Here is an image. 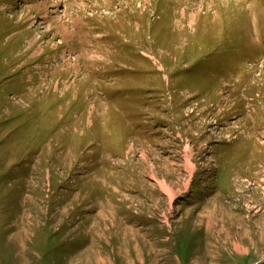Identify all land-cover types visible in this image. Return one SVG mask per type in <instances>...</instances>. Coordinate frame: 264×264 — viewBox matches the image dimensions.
<instances>
[{"label": "rangeland", "instance_id": "1", "mask_svg": "<svg viewBox=\"0 0 264 264\" xmlns=\"http://www.w3.org/2000/svg\"><path fill=\"white\" fill-rule=\"evenodd\" d=\"M263 62L264 0H0V264H264Z\"/></svg>", "mask_w": 264, "mask_h": 264}, {"label": "trees", "instance_id": "2", "mask_svg": "<svg viewBox=\"0 0 264 264\" xmlns=\"http://www.w3.org/2000/svg\"><path fill=\"white\" fill-rule=\"evenodd\" d=\"M239 41H240V46H242L244 43L242 42L240 37H239ZM128 49L130 51H123L122 54L131 57V55L133 54V52H132L133 49H131V48H128ZM217 54H219V53L215 51L212 55H217ZM204 58H206V57H204ZM200 60H202V59H200ZM196 71H197L196 67H193L192 69L189 70L188 74L184 75V77L182 79H184V81H186L187 79H185V78H187V77L190 78L192 76L193 72H196ZM178 74H181V73H178ZM182 75H180V76L182 77ZM195 77H200V76L198 74H196V75L192 76L191 78H195ZM154 90L155 89H152V91H154Z\"/></svg>", "mask_w": 264, "mask_h": 264}, {"label": "crops", "instance_id": "3", "mask_svg": "<svg viewBox=\"0 0 264 264\" xmlns=\"http://www.w3.org/2000/svg\"><path fill=\"white\" fill-rule=\"evenodd\" d=\"M167 79H168V82H169L170 79H169V78H167ZM106 90H108V88H106ZM106 95L108 96V94L104 93V97H106ZM118 96H119V95H116V94H115L114 97H113V96H111V97L108 96L110 99H109V98H106V99L108 100V102H109V104H110V103L114 102L115 99H118ZM126 98H128V97L126 96ZM109 104H108V105H109ZM108 107H109V106H108ZM109 108H110V107H109ZM109 108L107 109V111H108L107 114H109V112H110V113H112V115L121 116V112H123V114H124V112H125V110H124L123 108H121L120 110H115V109H114L113 111H115V112L109 111ZM129 113H130V112H129ZM107 114H106V115H107ZM122 116H123V115H122ZM125 123H126V125H127V122H125ZM131 124H132V123H129V125H131Z\"/></svg>", "mask_w": 264, "mask_h": 264}]
</instances>
